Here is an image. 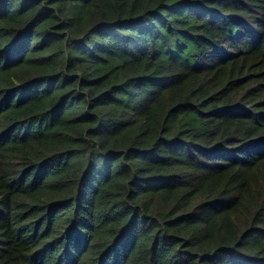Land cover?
<instances>
[{"label": "trees", "instance_id": "obj_1", "mask_svg": "<svg viewBox=\"0 0 264 264\" xmlns=\"http://www.w3.org/2000/svg\"><path fill=\"white\" fill-rule=\"evenodd\" d=\"M0 264H264V0H0Z\"/></svg>", "mask_w": 264, "mask_h": 264}]
</instances>
